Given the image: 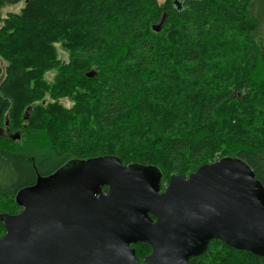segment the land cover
<instances>
[{"label": "trees", "instance_id": "16d2710c", "mask_svg": "<svg viewBox=\"0 0 264 264\" xmlns=\"http://www.w3.org/2000/svg\"><path fill=\"white\" fill-rule=\"evenodd\" d=\"M21 1L0 0V126L9 133L23 124L33 77L53 70L67 74L72 93L84 83L83 110L94 124L64 127L69 159L45 173L0 138L8 215L21 210L16 193L39 177L101 157L156 169L162 190L171 176L232 159L264 187V0H26L2 18ZM213 244L225 250L213 264L264 263L212 240L189 264L204 262Z\"/></svg>", "mask_w": 264, "mask_h": 264}, {"label": "water", "instance_id": "95a60500", "mask_svg": "<svg viewBox=\"0 0 264 264\" xmlns=\"http://www.w3.org/2000/svg\"><path fill=\"white\" fill-rule=\"evenodd\" d=\"M15 201L19 213L0 215V264H189L212 240L264 258V187L237 160L171 176L163 190L152 167L71 161ZM137 243L151 248L141 263Z\"/></svg>", "mask_w": 264, "mask_h": 264}, {"label": "rangeland", "instance_id": "374dc122", "mask_svg": "<svg viewBox=\"0 0 264 264\" xmlns=\"http://www.w3.org/2000/svg\"><path fill=\"white\" fill-rule=\"evenodd\" d=\"M25 1L23 0L16 5L4 8L2 10V18L4 19L8 13L18 14L23 8ZM157 2L161 5L164 3V0H157ZM55 46L57 58L63 63L67 62V52L61 49L59 44ZM0 66L4 74L7 63L0 59ZM87 77L88 79L90 78L86 75ZM69 84L67 74L65 72L60 73L59 70L50 71L43 76L35 75L30 83L31 90L28 98L30 107L24 108L21 113L24 119L23 124L9 133L5 128L0 126V138L10 137L12 141H15V144L11 143L12 150L28 158H36L34 165H43L44 173L50 168L52 169L54 166L64 163L65 159H69L66 156V149L63 148L62 129L64 127H84L94 124V116L83 110V106L87 101L84 96L86 94L84 92V83L79 81L75 83V85L81 86L74 87L73 93L70 90L71 88L66 89ZM59 90L65 92H60ZM257 91L256 89L255 92ZM261 91L259 90V93ZM82 98H84V101ZM35 130H39L38 135H34L36 134ZM16 136L18 138L13 140L12 138ZM76 172L77 169L66 176L73 175ZM46 177L48 176L43 175V178ZM7 206L0 202V215L3 213L10 214L7 212ZM3 235L4 232L0 230V238ZM209 249H211L210 257L206 256L204 262L199 263L195 261L192 263L213 264L215 260V262L219 261L220 259L217 258L225 253L223 247L219 245L214 246L213 244ZM147 252V247L142 246L140 248L141 254Z\"/></svg>", "mask_w": 264, "mask_h": 264}, {"label": "flooded vegetation", "instance_id": "af4514ba", "mask_svg": "<svg viewBox=\"0 0 264 264\" xmlns=\"http://www.w3.org/2000/svg\"><path fill=\"white\" fill-rule=\"evenodd\" d=\"M20 211H21V210H20ZM142 246H145V247L148 248V252H147V253H144V254H141V253H140V248H141ZM130 248L134 250L135 259H136V261H137L138 263H141V262L144 260V258H145L146 256H148V255L150 254V252H151V248H150V246L147 245V244H144V243H137V244L131 245Z\"/></svg>", "mask_w": 264, "mask_h": 264}]
</instances>
